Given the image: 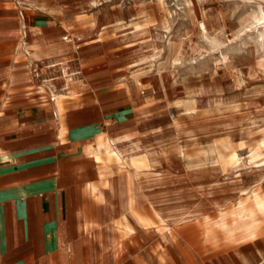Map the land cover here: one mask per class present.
Masks as SVG:
<instances>
[{"label": "rangeland", "instance_id": "1", "mask_svg": "<svg viewBox=\"0 0 264 264\" xmlns=\"http://www.w3.org/2000/svg\"><path fill=\"white\" fill-rule=\"evenodd\" d=\"M258 1L0 0V76L26 66L41 100L56 108L62 94L61 115L111 99L127 121L108 132L133 123L146 140L167 143L164 166L138 173L127 158L124 174L151 183L150 195L183 198L184 211L163 220L141 191L124 224L112 219L116 201L105 187L109 221L85 248L94 264H264L262 216L255 237L216 223L240 198L252 203L251 192L234 191L239 182L251 190L264 181V164L248 161L264 136V66L245 72L264 52L261 25L248 18ZM25 40L68 50L34 62ZM7 85L0 80L3 98Z\"/></svg>", "mask_w": 264, "mask_h": 264}, {"label": "crops", "instance_id": "2", "mask_svg": "<svg viewBox=\"0 0 264 264\" xmlns=\"http://www.w3.org/2000/svg\"><path fill=\"white\" fill-rule=\"evenodd\" d=\"M41 19L35 16L32 27ZM40 46L34 62L68 50L64 45L49 52L52 45ZM5 79V98L0 92V264H94L85 248H92L95 233L109 220L90 187L100 180L101 164L87 149L127 121L125 108L112 111L115 103L109 99L61 115L54 102L41 100L31 88L26 66H6L1 83ZM113 116L118 117L110 121Z\"/></svg>", "mask_w": 264, "mask_h": 264}, {"label": "bare ground", "instance_id": "3", "mask_svg": "<svg viewBox=\"0 0 264 264\" xmlns=\"http://www.w3.org/2000/svg\"><path fill=\"white\" fill-rule=\"evenodd\" d=\"M248 18L251 20L252 24L258 23L261 25L258 31V37L260 38V48L264 49V0L258 1L257 8L249 13ZM202 26L206 28L204 23ZM23 44L27 50V53L32 59H35L40 55L38 52L41 47L39 42L32 41L28 44V42L25 40L23 41ZM51 48L52 49H50L49 52L57 51L55 46H52ZM260 54L261 58L257 67L250 68L245 71L247 76L253 75L264 66V52L262 51ZM61 95L62 94H55V106L59 112L62 110L63 106H61ZM143 134L144 133L139 128V126L132 123V126H126L119 130H112L106 135H99L97 139V146L92 147L90 145L87 149L89 150L92 157L101 164V171L98 174L100 180L97 183H90L91 192H98L96 195L100 203L103 204L104 208V203H111L105 192V187H109L111 197L116 201L115 203H111L114 212V216L112 214V219L119 217L120 221L124 224L126 214L128 212L131 214L132 211H135L136 206L139 203L141 191L144 192V196H146L156 214L163 220L171 218L172 213L174 214L178 211H184L186 207L183 198L175 197L172 199L169 195H150L148 191L152 187L151 183L146 181L141 184L138 183L137 179L131 178L130 176H126L124 174L125 162L127 158L129 159L130 165H134L136 167L138 173L141 172L140 170L142 168L162 167L165 164L163 161V156L167 152V143H163L159 140H146L144 137H142ZM248 157V161H250L252 164H264V136L261 138V143L258 148L250 149V154ZM233 158L237 161L240 160V157H238L237 153L233 154ZM114 168H116L115 170L121 173V175H116L117 177L115 178L113 177L114 180L106 178L110 175H115L116 172ZM102 187L104 189H102ZM234 191H236L239 195L248 194L251 192L252 203H249L247 198H240L235 203L231 212L222 213L220 219L216 220V223L228 232L235 233L237 231H244L247 236L255 237L258 231L256 229L262 221V218L264 219V181L256 188H252L251 190L249 189V186L242 181L234 187ZM195 213L200 214L202 212L200 210H196ZM204 217L205 219H209L207 214H204Z\"/></svg>", "mask_w": 264, "mask_h": 264}]
</instances>
